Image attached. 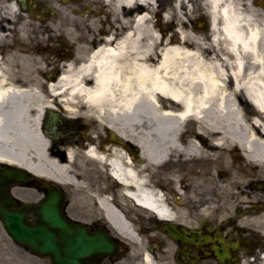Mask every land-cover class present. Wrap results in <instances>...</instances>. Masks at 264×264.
I'll list each match as a JSON object with an SVG mask.
<instances>
[{
	"label": "bare ground",
	"instance_id": "6f19581e",
	"mask_svg": "<svg viewBox=\"0 0 264 264\" xmlns=\"http://www.w3.org/2000/svg\"><path fill=\"white\" fill-rule=\"evenodd\" d=\"M50 1L59 18L45 26L48 38L60 34L76 49L64 74L46 82L40 80L49 73L42 66L45 59L24 50L26 44L45 43L44 35L31 39L39 25L15 1L0 0V49H6L0 55V158L80 189L74 200L85 207L88 192L80 182L87 170L81 161L85 154L73 147L68 159L55 156L41 121L57 110L90 119L141 148L145 165L135 164L126 149L116 146L91 153L112 158L107 166L128 187L122 197L128 194L131 204L169 221H177L174 209L148 187L152 167L178 158L182 166L225 160L229 169L226 153L234 146L264 174V11L251 0H203L211 37L187 26L190 0H174L162 25L154 19L159 0H104L108 17L100 20L78 18L81 7L72 0ZM173 24L178 41L166 34ZM29 67L36 70L34 78L24 71ZM177 173L170 172L175 185L184 178ZM211 173L202 168L189 174L202 185L214 179ZM97 207L117 232L139 240L132 223L109 199L99 198ZM253 220L264 236V211ZM143 260L155 264L149 254ZM260 260L264 264V251Z\"/></svg>",
	"mask_w": 264,
	"mask_h": 264
},
{
	"label": "flooded vegetation",
	"instance_id": "af4514ba",
	"mask_svg": "<svg viewBox=\"0 0 264 264\" xmlns=\"http://www.w3.org/2000/svg\"><path fill=\"white\" fill-rule=\"evenodd\" d=\"M18 1L20 2V0ZM36 1L40 3L33 6L34 9H37L43 3V0ZM255 3L257 8L264 11V0ZM161 10V13H163L164 8L162 6ZM40 13L43 14V7L40 9ZM39 17V15L35 16L36 19ZM197 20L196 23L188 21L187 26L197 33L211 37L212 28L209 16L204 11H198ZM172 30H176V28L171 25L166 34L169 36ZM5 53L6 49L1 48L0 55ZM54 114L59 117L55 132L49 133L50 129L46 125L47 121L43 125L44 136L49 141L50 152L55 156L59 155L68 159L69 149L76 147L80 149L81 155L85 154L81 161L87 170L85 174H80V182L84 183L86 192H88L86 195L87 205L84 208L87 212L86 215L72 208V203H77V199L74 200V195H78L80 189H70L61 183L55 182L65 190L64 208L70 220L85 222L93 233L109 232L115 238V241L119 243L124 253L120 260H116L119 257V254H117L115 260L103 257L98 259L96 264H123L124 262L127 264H148L143 260L146 252L151 254L155 264H245L242 262L241 257L248 249L246 246L241 245L235 233L214 230L211 225L204 224L193 229L184 223L189 217L193 216L195 219L200 220L202 213L197 205L189 211L182 208L181 205H185L188 197L186 190L182 189H186L187 185L184 181L179 185H175L170 181V172L173 170L178 172L176 176L182 180V165L178 163L174 167H169L164 163L152 167L147 172L149 189L162 194L167 205L174 206L172 208L177 221L167 222L168 225L175 226L173 229L175 236L173 237L163 230L167 223H163L155 214L150 213L140 205L131 204L125 195V198L122 197L125 193L124 188L128 187L119 183L113 176L111 169L108 168L107 162L112 158H96L91 153L92 150L105 153L106 149L116 146L126 149L135 164L145 165L146 161L141 159L138 152L123 146L116 135L108 133L107 128L100 127L98 123L92 122L90 119L71 118L62 111H56ZM17 168L22 169V167L0 158V203L2 202L6 206L5 210H8L9 205L7 207V203L12 202V197L17 200V206L26 202L29 196H31V203L41 202L47 193L45 184L52 183L46 182L42 177H37L31 184H24L19 179V175H13V170ZM262 191L263 198L261 202L263 204L261 207L264 211V189ZM8 196H10V199H8ZM99 198L109 199L132 222L138 241L123 237L113 228L105 218L103 211L97 207ZM12 206L13 204L9 210ZM17 206L14 209H17ZM32 221L34 222L33 219ZM8 241L11 242V239L6 234L0 218V264H12L10 262V252L5 256L9 249ZM141 244L144 245L141 246ZM26 252L32 257L48 261L51 264L47 259L37 257L27 250ZM1 255H4V257L2 258ZM222 257H224L223 262L219 261Z\"/></svg>",
	"mask_w": 264,
	"mask_h": 264
},
{
	"label": "rangeland",
	"instance_id": "374dc122",
	"mask_svg": "<svg viewBox=\"0 0 264 264\" xmlns=\"http://www.w3.org/2000/svg\"><path fill=\"white\" fill-rule=\"evenodd\" d=\"M193 7H187L186 15L193 21L197 20L198 11H203V0H190ZM259 2L260 0H253ZM262 1V0H261ZM49 2L50 0H43V3ZM171 2V3H170ZM174 0H159V4L156 8L160 6H173ZM28 3L32 6L33 10L29 11V14L34 13L35 17L40 13V9L43 7V3L37 8L34 9L33 5L40 3L36 0H28ZM75 7H81L78 15L80 19L94 18L100 20L102 18L108 17V12L104 11V0H73ZM59 4L62 5L61 2ZM53 4H50L52 6ZM46 9L51 10L48 5L44 6ZM43 7V8H44ZM113 11L114 7L110 6ZM174 8V7H173ZM93 10L95 13H89L88 10ZM166 10V9H165ZM110 12V11H109ZM51 14V13H50ZM32 17V15H30ZM45 17V16H44ZM59 18L58 14L52 13L47 17V20H33L37 26H43V29H38L31 39L35 37L44 35L45 43L41 44H26L24 45V50L26 55L35 53V56L39 58H44L42 66L49 69V73H53L57 76L62 67H64L66 61L71 60L75 55L76 46L68 41L66 38H61L60 34L57 39L48 38L51 33L46 29L47 23H54ZM156 22L163 24V20H157V17L154 18ZM175 20V19H174ZM172 23V22H171ZM174 23V22H173ZM101 29L102 25H98ZM166 30H168L166 28ZM172 30L174 41H178V34ZM42 32L43 34H41ZM57 36V35H56ZM30 41V40H28ZM27 43V42H26ZM64 44V46H62ZM61 49V50H60ZM24 67V66H23ZM20 66L16 65L15 70H20ZM28 75H31L32 78L36 75V70L29 67L24 69ZM44 73V71H43ZM49 75H40V80H45L46 82L54 81L56 79H51ZM29 77V76H27ZM194 125L191 124L188 126V129L193 128ZM238 147H231L226 153L228 157L229 169L226 166V161H221L218 164H199L192 163L188 166H182L183 172L182 177L183 181L186 183V192L188 193L187 201L185 205H181L182 208L189 211L191 208L197 205L199 210L202 213L200 220H197L193 217H189L186 221L189 227L195 229L204 225H213L215 228H218L222 231H228L229 233H236V237L241 239L242 245L250 249L249 253L246 251V258L244 261H251L255 263L258 261L260 252L263 251L262 247L264 246V237L261 232L254 226V218L260 217L259 207L261 205V197L263 195L264 177L262 168L251 163L247 158L242 156L241 150ZM224 153V152H223ZM223 153H220L222 156ZM224 158V157H222ZM221 158V159H222ZM174 163V162H173ZM177 163H174L176 165ZM170 165L169 167H173ZM214 165V166H213ZM202 168H207L209 172H212L214 179L209 180V183L198 182L199 179L195 176L189 174L190 172L200 171ZM211 173V175H212ZM185 179V180H184ZM200 185H198V183ZM263 186V187H262ZM30 197H28L27 203H31ZM174 207L173 205H171ZM180 206V205H179ZM72 208L79 213L87 214L85 207L80 206L77 203H72ZM9 249L5 256L9 253L11 256L10 262L12 264H50L48 261L39 260L38 258L30 256L26 250L15 244L13 241L7 243ZM144 244H142L143 246ZM249 253V254H248ZM2 258L4 255H1ZM123 264H127L124 262Z\"/></svg>",
	"mask_w": 264,
	"mask_h": 264
},
{
	"label": "water",
	"instance_id": "95a60500",
	"mask_svg": "<svg viewBox=\"0 0 264 264\" xmlns=\"http://www.w3.org/2000/svg\"><path fill=\"white\" fill-rule=\"evenodd\" d=\"M58 115L48 114L47 128L49 133L55 132ZM125 144L129 143L125 139ZM24 184L33 182L29 173H16ZM13 173V175H16ZM46 198L38 204H23L14 209L1 210V217L8 235L17 244L25 247L33 254L50 259L53 264H92L102 256L113 257L118 246L107 233L91 234L87 225L80 222H70L63 209L64 193L61 188L45 185ZM35 218V223L29 217ZM171 232L168 227L165 229ZM223 260V258H221Z\"/></svg>",
	"mask_w": 264,
	"mask_h": 264
}]
</instances>
